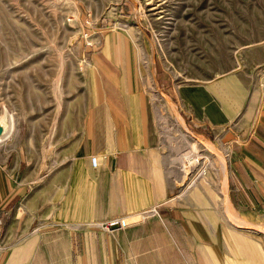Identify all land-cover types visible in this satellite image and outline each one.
<instances>
[{
	"label": "crops",
	"instance_id": "crops-1",
	"mask_svg": "<svg viewBox=\"0 0 264 264\" xmlns=\"http://www.w3.org/2000/svg\"><path fill=\"white\" fill-rule=\"evenodd\" d=\"M109 34L101 56L82 60L87 104L56 140L47 194L32 190L22 151L0 159V264H264V242L226 225L208 189L180 194L168 179L143 57ZM259 86L233 70L172 88L189 125L230 143L232 209L264 211V78ZM133 215L142 220L101 228Z\"/></svg>",
	"mask_w": 264,
	"mask_h": 264
},
{
	"label": "rangeland",
	"instance_id": "rangeland-1",
	"mask_svg": "<svg viewBox=\"0 0 264 264\" xmlns=\"http://www.w3.org/2000/svg\"><path fill=\"white\" fill-rule=\"evenodd\" d=\"M114 32L145 62L156 150L177 192L201 185L210 195L208 189L222 203L226 225L264 242L262 208L229 207V141L189 125L172 89L233 70L259 86L264 0H0V120L10 126L0 159L22 151L32 190L54 181L56 140L75 130L87 104L82 60L101 56ZM229 208L245 222L231 223Z\"/></svg>",
	"mask_w": 264,
	"mask_h": 264
},
{
	"label": "water",
	"instance_id": "water-1",
	"mask_svg": "<svg viewBox=\"0 0 264 264\" xmlns=\"http://www.w3.org/2000/svg\"><path fill=\"white\" fill-rule=\"evenodd\" d=\"M5 122L0 120V140L1 141L5 140V133L7 129L9 128L8 124H5ZM141 220H142V215H133L129 217H124L120 220H115L109 223L108 229L112 230L120 226H126L129 224L135 223V222H139Z\"/></svg>",
	"mask_w": 264,
	"mask_h": 264
},
{
	"label": "bare ground",
	"instance_id": "bare-ground-1",
	"mask_svg": "<svg viewBox=\"0 0 264 264\" xmlns=\"http://www.w3.org/2000/svg\"><path fill=\"white\" fill-rule=\"evenodd\" d=\"M180 125H182L181 123H180ZM9 134H10V126H9V128L7 129V131H6V133H5V139L9 136ZM0 142H1V140H0ZM224 168V167H223ZM227 206V204L225 203V207ZM230 207V206H229ZM224 214H225V216L228 218V220L231 222V223H233L234 224V222H239L238 221V219L237 218H234V216L231 214V212H230V208H229V210L228 209H226L225 211H224ZM245 221H240L239 223H244ZM242 226H244L245 227V225H242ZM246 227H248V226H246Z\"/></svg>",
	"mask_w": 264,
	"mask_h": 264
},
{
	"label": "built area",
	"instance_id": "built-area-1",
	"mask_svg": "<svg viewBox=\"0 0 264 264\" xmlns=\"http://www.w3.org/2000/svg\"><path fill=\"white\" fill-rule=\"evenodd\" d=\"M90 161H91V166L95 168L96 165H97V158H96V156H92V157L90 158ZM150 211L152 212V211H154V209H151ZM108 224H109V223L101 224V227H102L103 229H106V230H107V229H108Z\"/></svg>",
	"mask_w": 264,
	"mask_h": 264
}]
</instances>
